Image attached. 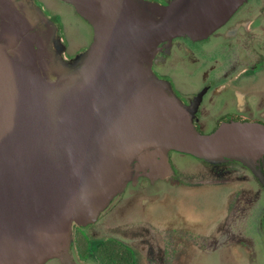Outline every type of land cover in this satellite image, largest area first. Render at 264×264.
<instances>
[{"label":"water","instance_id":"1","mask_svg":"<svg viewBox=\"0 0 264 264\" xmlns=\"http://www.w3.org/2000/svg\"><path fill=\"white\" fill-rule=\"evenodd\" d=\"M62 1L95 33L57 67L36 22L0 0V264L66 256L74 227L97 220L151 148L206 160L264 153L259 133L196 135L161 87L142 82L151 48L210 34L242 0H176L166 14L136 0Z\"/></svg>","mask_w":264,"mask_h":264},{"label":"flooded vegetation","instance_id":"2","mask_svg":"<svg viewBox=\"0 0 264 264\" xmlns=\"http://www.w3.org/2000/svg\"><path fill=\"white\" fill-rule=\"evenodd\" d=\"M4 1L36 22L33 30L44 36L55 66L70 64L65 62L70 57L63 28L46 14L42 0ZM53 1L89 26L91 41L82 51L73 48L76 59L92 47L94 25L72 4ZM136 1L166 14L176 0ZM141 73L142 82L168 94L183 126L196 135L222 129L264 136V0H242L206 36L182 34L158 43L149 50ZM117 212L139 220L155 215L156 224L125 223L118 226L119 233L107 236L93 231ZM52 260L264 264V153L206 160L164 146L149 149L132 162L129 180L97 220L74 227L68 254Z\"/></svg>","mask_w":264,"mask_h":264},{"label":"rangeland","instance_id":"3","mask_svg":"<svg viewBox=\"0 0 264 264\" xmlns=\"http://www.w3.org/2000/svg\"><path fill=\"white\" fill-rule=\"evenodd\" d=\"M43 6L45 8L46 14L54 20L59 28H63L62 36L64 37L65 43L68 49V58L65 62H69L72 64L76 59H72L73 55L76 52L73 48H77L78 51H82L88 47L91 41V32L89 26L83 22L73 10L69 9V7L59 4L53 0H42ZM65 45V46H66ZM69 64V65H70ZM168 220L163 219L162 222H167ZM142 223V224H156L155 215L144 217L142 220L137 219L134 216L123 214L121 212H117L113 214L108 222L103 225V227L95 226L94 232L102 233L104 235H111L113 233H119L117 231L118 226L125 223ZM169 222V221H168ZM167 222V223H168ZM159 223H157L158 225ZM159 224L158 226H160ZM90 251V250H89ZM49 261V260H48ZM46 264H58L55 260L47 262Z\"/></svg>","mask_w":264,"mask_h":264}]
</instances>
